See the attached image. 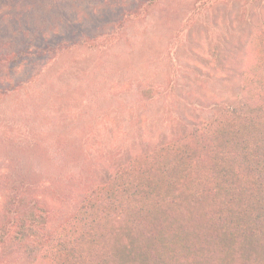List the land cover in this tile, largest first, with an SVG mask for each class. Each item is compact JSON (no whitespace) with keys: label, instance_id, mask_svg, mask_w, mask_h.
Returning <instances> with one entry per match:
<instances>
[{"label":"trees","instance_id":"obj_1","mask_svg":"<svg viewBox=\"0 0 264 264\" xmlns=\"http://www.w3.org/2000/svg\"><path fill=\"white\" fill-rule=\"evenodd\" d=\"M257 39L240 97L102 181L50 61L0 90V264H264V29Z\"/></svg>","mask_w":264,"mask_h":264},{"label":"rangeland","instance_id":"obj_2","mask_svg":"<svg viewBox=\"0 0 264 264\" xmlns=\"http://www.w3.org/2000/svg\"><path fill=\"white\" fill-rule=\"evenodd\" d=\"M262 29L264 0H0V57L21 55L0 90L50 61L67 117L90 123L87 175L102 181L240 97Z\"/></svg>","mask_w":264,"mask_h":264}]
</instances>
